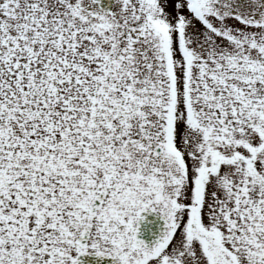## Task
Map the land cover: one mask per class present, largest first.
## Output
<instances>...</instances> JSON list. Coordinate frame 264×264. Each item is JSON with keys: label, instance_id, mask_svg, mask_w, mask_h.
I'll use <instances>...</instances> for the list:
<instances>
[{"label": "snow or ice", "instance_id": "1", "mask_svg": "<svg viewBox=\"0 0 264 264\" xmlns=\"http://www.w3.org/2000/svg\"><path fill=\"white\" fill-rule=\"evenodd\" d=\"M0 264H264V0H0Z\"/></svg>", "mask_w": 264, "mask_h": 264}, {"label": "water", "instance_id": "2", "mask_svg": "<svg viewBox=\"0 0 264 264\" xmlns=\"http://www.w3.org/2000/svg\"><path fill=\"white\" fill-rule=\"evenodd\" d=\"M149 216H150L149 214H146V220L141 222V232H140V234L146 235L149 232V231H147V229H149V228L151 229V226H152L151 224L153 222L147 221ZM158 225H162V221H160L159 219H158V223L156 224V226L154 225L155 226V230H156ZM83 259H89V258H83Z\"/></svg>", "mask_w": 264, "mask_h": 264}, {"label": "flooded vegetation", "instance_id": "3", "mask_svg": "<svg viewBox=\"0 0 264 264\" xmlns=\"http://www.w3.org/2000/svg\"><path fill=\"white\" fill-rule=\"evenodd\" d=\"M150 216L148 217V220L147 221H150V222H153L152 223V228H154V225L156 226V224L158 223V219L157 216L154 217L155 215L151 214V213H148ZM142 215H144L142 213ZM142 238L144 239H150L151 238V234H147V235H143V234H140Z\"/></svg>", "mask_w": 264, "mask_h": 264}]
</instances>
